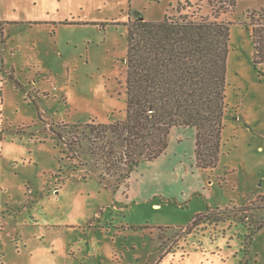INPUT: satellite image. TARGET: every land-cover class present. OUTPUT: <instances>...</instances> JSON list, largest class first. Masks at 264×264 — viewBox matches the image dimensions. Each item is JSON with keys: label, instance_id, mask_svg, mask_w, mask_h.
Returning a JSON list of instances; mask_svg holds the SVG:
<instances>
[{"label": "rangeland", "instance_id": "374dc122", "mask_svg": "<svg viewBox=\"0 0 264 264\" xmlns=\"http://www.w3.org/2000/svg\"><path fill=\"white\" fill-rule=\"evenodd\" d=\"M178 1L212 14L207 0H0V264H264V64L239 24L264 0L221 16L234 23L215 167H197L179 127L115 187L52 137L126 119V24L179 16Z\"/></svg>", "mask_w": 264, "mask_h": 264}, {"label": "trees", "instance_id": "16d2710c", "mask_svg": "<svg viewBox=\"0 0 264 264\" xmlns=\"http://www.w3.org/2000/svg\"><path fill=\"white\" fill-rule=\"evenodd\" d=\"M207 1L211 16L182 13L178 1L179 16L166 14L162 21L152 22L140 14L127 22L126 119L52 128V137L64 145L75 167L97 170L102 181L115 180L116 187L127 182L142 161H154L167 150L174 127L195 130L197 167L217 165L234 23L221 16L232 15L238 0ZM248 13L249 21L238 23L250 30L253 65L258 68L264 64V7ZM205 215L210 217L198 213L192 222L198 224ZM263 228L264 221L252 235Z\"/></svg>", "mask_w": 264, "mask_h": 264}, {"label": "crops", "instance_id": "0c3cea01", "mask_svg": "<svg viewBox=\"0 0 264 264\" xmlns=\"http://www.w3.org/2000/svg\"><path fill=\"white\" fill-rule=\"evenodd\" d=\"M175 128H179V127H174L173 129H175ZM173 129H172V130H173ZM189 131H190V130H189ZM171 132H172V131H171ZM192 132L195 134V131H193V129H192ZM168 147H169V146H168ZM167 149H168V148H167ZM161 156H162V155H161ZM161 156H160V157H161ZM160 157H159V158H160ZM159 158H158V159H159ZM156 160H157V159H156ZM154 161H155V160H154ZM151 162H153V161H151ZM158 204L162 205V203H161V202H160V203H158Z\"/></svg>", "mask_w": 264, "mask_h": 264}]
</instances>
